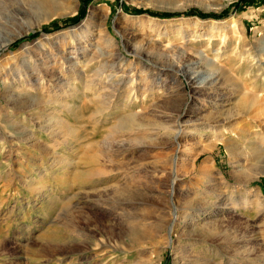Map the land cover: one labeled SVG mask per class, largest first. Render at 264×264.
I'll return each mask as SVG.
<instances>
[{
    "label": "rangeland",
    "instance_id": "1",
    "mask_svg": "<svg viewBox=\"0 0 264 264\" xmlns=\"http://www.w3.org/2000/svg\"><path fill=\"white\" fill-rule=\"evenodd\" d=\"M39 4L0 0V264H264V0Z\"/></svg>",
    "mask_w": 264,
    "mask_h": 264
},
{
    "label": "bare ground",
    "instance_id": "2",
    "mask_svg": "<svg viewBox=\"0 0 264 264\" xmlns=\"http://www.w3.org/2000/svg\"><path fill=\"white\" fill-rule=\"evenodd\" d=\"M39 2H40V4L38 5V9L42 12V13H44V14H48V15H52V14H54L55 13V11H56V8H58L59 6H61L62 4H63V2H65L66 0H49V3H45V1L46 0H38ZM217 23V22H216ZM218 24V23H217ZM264 49V48H263ZM93 58L92 59H94V56H92ZM92 59H90V61H92ZM89 61V62H90ZM91 63V62H90ZM51 73H53V72H51ZM84 75V74H83ZM44 75H40V77H31L30 79H29V85L32 87H38V89H35V90H39L40 92L41 91H43L42 90V85H39V80L41 79V77H43ZM82 76V75H81ZM100 76V75H99ZM83 77V76H82ZM214 79V78H213ZM92 81V80H91ZM91 83V82H90ZM88 84V83H87ZM203 84V82L199 85L200 87L201 86H204V85H202ZM130 90L132 89V88H129ZM244 92V91H243ZM109 94V93H108ZM257 97H258V95L257 94H255V96H248V94H247V92L244 94V97H243V101H244V103L246 104L247 103V101L248 102H250V103H255V101L257 100ZM103 100V99H102ZM132 115V114H131ZM128 118H131L132 119V117H128ZM130 124V123H129ZM180 127L182 126L181 124L179 125ZM179 127V128H180ZM228 133H230V131H227V130H224L223 131V134H228ZM177 135V134H176ZM230 135L232 136L233 134H231L230 133ZM248 150V149H247ZM248 152H249V150H248ZM263 161V160H262ZM260 163V162H259ZM242 165V164H241ZM264 165V164H263ZM264 168V167H263ZM208 171V169H204V170H202V173H205V172H207ZM206 174V173H205ZM262 174H264V170L261 168V167H255L254 169H253V171H251V174H250V172L248 173V174H246V176L247 177H249V178H251V180H253L254 179V177H260V175H262ZM99 175V174H98ZM100 176V175H99ZM174 183V182H173ZM174 186V185H173ZM251 191L249 190V189H244L243 190V193L241 194V196H243L244 198H242V200L244 199L245 200V198L247 199L248 198V196L251 194L250 193ZM252 192H255L256 193V196L258 197L259 196V190H255V191H252ZM172 195H173V190H172ZM172 195H171V198H170V201H172ZM224 199V198H223ZM249 199V198H248ZM99 200V199H98ZM249 201V200H248ZM173 202V201H172ZM230 202H231V206L230 207H232V209L233 208H235L236 207V203H238L237 202V198L236 197H233V198H230ZM229 203V202H228ZM228 203H221V204H218V206L219 207H221V208H223V209H225V208H227V205L226 204H228ZM241 203V202H240ZM173 204V206H174V202L172 203ZM171 204V205H172ZM223 204H225V206H223ZM239 204V203H238ZM223 206V207H222ZM177 207V206H176ZM229 207V208H230ZM244 208V207H243ZM173 209V208H172ZM177 208H174L173 209V212H174V215H176L177 214V210H176ZM179 209V208H178ZM238 209V208H237ZM228 210V209H227ZM170 212H172V211H170ZM195 212V211H194ZM200 212L199 211H197V214H199ZM186 217H192V218H195L197 215L195 214H189V213H187L186 215H185ZM175 227V225H174V223H171V225L169 226V243L171 244L172 242H173V238H172V232L174 231V228ZM114 228V227H113ZM118 228V227H117ZM116 228V229H117ZM123 228H121V230H122ZM114 230V229H113ZM118 230V229H117ZM116 231V230H115ZM119 232V231H118ZM122 232V231H121ZM124 234V233H123ZM121 236V235H120ZM120 239H119V241H121L123 238H122V236L121 237H119ZM122 238V239H121ZM113 240V239H112ZM124 240V239H123ZM131 240V239H130ZM135 240H137V239H135ZM234 240V239H233ZM109 241V240H108ZM101 242V244H103V240H101L100 241ZM122 242V241H121ZM137 241H135V243H136ZM116 244V243H115ZM107 244H105V246H106ZM108 245L109 246H111L110 245V243H108ZM123 245V244H122ZM102 246V245H101ZM104 246V245H103ZM130 246V245H129ZM106 248V247H105ZM56 250H57V248H56ZM56 250H55V252H56ZM116 250H118V249H116ZM59 251V250H58ZM59 253V252H58ZM110 253V252H109ZM112 253V252H111ZM200 256H198L197 258H195V261H197L198 259H201V258H199ZM114 263H116V262H114ZM122 263V262H121ZM221 263V262H220ZM202 264H204V263H202ZM206 264V263H205Z\"/></svg>",
    "mask_w": 264,
    "mask_h": 264
},
{
    "label": "trees",
    "instance_id": "3",
    "mask_svg": "<svg viewBox=\"0 0 264 264\" xmlns=\"http://www.w3.org/2000/svg\"><path fill=\"white\" fill-rule=\"evenodd\" d=\"M159 15H164V16H166V15H168V13H158ZM201 16H203V15H201ZM75 18V17H74ZM74 18L72 19V20H74Z\"/></svg>",
    "mask_w": 264,
    "mask_h": 264
}]
</instances>
